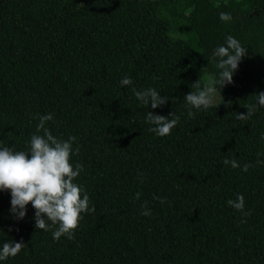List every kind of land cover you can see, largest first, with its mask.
Returning <instances> with one entry per match:
<instances>
[{
	"label": "trees",
	"instance_id": "obj_1",
	"mask_svg": "<svg viewBox=\"0 0 264 264\" xmlns=\"http://www.w3.org/2000/svg\"><path fill=\"white\" fill-rule=\"evenodd\" d=\"M226 35L246 54L217 103L188 118L183 97L219 71L210 56ZM124 75L169 100L140 104ZM261 91L264 0H0V145L26 151L38 116L53 113L46 126L76 137L70 159L94 206L71 239L53 240L30 202L16 220L0 191V242L24 245L4 264H264V107L236 119ZM147 111L180 120L156 136ZM237 193L246 217L226 204Z\"/></svg>",
	"mask_w": 264,
	"mask_h": 264
},
{
	"label": "clouds",
	"instance_id": "obj_2",
	"mask_svg": "<svg viewBox=\"0 0 264 264\" xmlns=\"http://www.w3.org/2000/svg\"><path fill=\"white\" fill-rule=\"evenodd\" d=\"M219 20L229 22L232 20L230 12L221 11ZM247 51L240 40L233 35H226L223 43L216 45L210 59L215 62L219 71L209 74L208 84L201 85L199 80L192 84L194 91L184 95L186 116L192 118L193 110H205L213 105L215 95L228 84L232 83V77L238 69L242 57ZM120 86H132L131 90L137 101L156 109L163 106L168 96H161L160 91L154 87L141 88L139 90L133 85L130 76L124 75L119 80ZM264 107V91L256 95V100L245 113H236V119L244 120L249 118L258 108ZM53 113H45L38 116L36 132L28 140L27 150H16L14 145H0V191L7 190L10 196L9 212L14 219L24 218L27 205L31 204L34 209L33 219L35 229L51 231L53 240L59 239L62 235L71 239L78 223L83 219V213L94 211V206L89 205V196L84 187L76 182V178L84 170V165L71 161V156L79 151V146H73L76 137L69 134L67 138L52 134L46 126V122L52 121ZM180 116L175 112H169L167 116L154 114L147 111L144 115V122L148 125V131L156 136H167L179 123ZM260 140L264 141V132L260 133ZM260 155V154H258ZM264 163V160H258ZM222 164L233 169L240 168L247 171L249 164L242 166L232 156L222 160ZM142 181V177L140 178ZM140 193L134 194L138 199ZM160 203L164 198L153 196ZM147 201L140 205V215L151 214L147 207ZM226 204L231 208L240 211L242 217L248 212L244 211V196L237 193L234 199H228ZM243 223L244 221L241 220ZM22 241L5 240L0 242V264L17 255L23 247Z\"/></svg>",
	"mask_w": 264,
	"mask_h": 264
},
{
	"label": "rangeland",
	"instance_id": "obj_3",
	"mask_svg": "<svg viewBox=\"0 0 264 264\" xmlns=\"http://www.w3.org/2000/svg\"><path fill=\"white\" fill-rule=\"evenodd\" d=\"M216 100L217 99H214V103H217ZM227 104L230 105V106H234L233 102H231V101L230 102H227Z\"/></svg>",
	"mask_w": 264,
	"mask_h": 264
}]
</instances>
